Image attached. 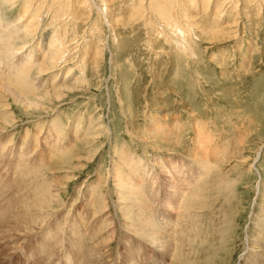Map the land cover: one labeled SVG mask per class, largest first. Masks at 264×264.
I'll use <instances>...</instances> for the list:
<instances>
[{
  "label": "rangeland",
  "instance_id": "obj_1",
  "mask_svg": "<svg viewBox=\"0 0 264 264\" xmlns=\"http://www.w3.org/2000/svg\"><path fill=\"white\" fill-rule=\"evenodd\" d=\"M173 1L174 18L187 27V53L154 0H13L7 6L0 0L4 20L21 21L22 27L32 21V33L17 35L27 52L22 61L43 60L52 36L60 39L64 53L54 71L47 72V66L40 75L33 71L30 94L20 91L30 100L37 97L41 108L28 110L0 92L1 264L33 260L29 250L12 254L19 238L5 228L16 226L11 220L26 207L43 208L48 216L41 229L26 235L32 248L40 240L49 243L46 237L60 228V219L61 228L72 234L73 217L83 212L84 225L96 231L88 248L111 246L106 264L122 263L116 246L136 218L123 213L140 194L127 182L121 188L116 177L121 183L131 174L147 180H141L140 190L146 200L136 209L148 210L142 214L151 212L155 220L159 192L152 188L151 174L158 175L159 210L173 217L163 203L170 191L163 168H180V163L188 177L194 171L204 175L198 184L193 181L197 201L184 206L196 239L179 244L175 252L182 249L181 258L170 262L168 250L157 264H264V0H185L187 11L180 7L183 0ZM23 5L29 6V16ZM204 26L217 35H208ZM12 150L14 156L7 157ZM53 195L58 201L49 207ZM34 213L41 215L33 210L23 223ZM106 218L114 219L116 228L106 227ZM246 242L256 254L248 252ZM154 259L143 256L137 263ZM58 260L53 264H68L64 256Z\"/></svg>",
  "mask_w": 264,
  "mask_h": 264
},
{
  "label": "bare ground",
  "instance_id": "obj_2",
  "mask_svg": "<svg viewBox=\"0 0 264 264\" xmlns=\"http://www.w3.org/2000/svg\"><path fill=\"white\" fill-rule=\"evenodd\" d=\"M11 1H13V0H3V1L1 0V2H2L1 6L4 3L10 4ZM92 1H94V3H95V0H92ZM173 2H174L173 0H154V6L157 7L158 10L156 8L155 9L162 16L163 22H168L170 27H173V28L176 29V31L174 33H176L177 37L180 36L183 39V40H180V38H179V39H177L178 42L177 41L176 42H177V44L179 43L182 46V48L184 49V53H187L188 52V46L186 45V42H188V40H187L188 38L186 36V31H185V29L187 27L186 26H184V27L179 26V23H177V20L174 18L175 15L173 14V12H174L173 11V6L176 7V5H173L174 4ZM184 2H185V0H183V2L181 3L182 6H180V7H183V10L185 9V11H187L186 8H184V7H187L188 5H186ZM7 4H4V5L7 6ZM15 5H16V3H15ZM9 6L11 7L12 4L9 5ZM28 7L29 6H24L23 9H22L23 10L22 13L25 14V16H29L30 15V14L28 15V13H27L28 10H29ZM3 9L4 8L1 7V11H0V92L4 93L5 97H8V96L9 97H13L12 99L14 100V102L16 104L23 105L28 110L30 108H32V107L39 109V108H41V106L38 104V102H35V99L37 97H35V99H33V100H30L29 98H26V96L28 94H24V93L21 94L20 91L28 92V89L31 90L30 88L32 86H31V84H29V81L33 79V77H32L33 74L32 73H33L34 70H35V72H37V75H40L42 71L44 72L43 69H44L45 66H47V69H46L47 72L54 71L55 67L58 64H60L61 58H63V56H64L63 50H61L59 48L60 45L62 47H63V45H62V43H60V39H58V38L56 39L55 36H52V38H50V41L47 44V46L44 47V49H43V51H45L43 53L44 54L43 60H38L35 63H34V61H26V62L22 61L23 55H25L27 52L23 51L24 50L23 41H22V44H21L20 43L21 41L18 39L19 36H17V35L21 36L22 32H23V34H24V32L30 33L31 32V27L29 25H30V23L32 21L29 22V25H25L23 27L21 25L18 26V24H22V22L20 21L21 18L19 19L20 23H17V21H15V22L7 21L6 20L7 18L5 19L7 21L5 23V20H4L5 17H3V15H2V11H4ZM99 9L101 11L103 10L100 7H99ZM153 10H154V8H153ZM35 15H37V14H35ZM4 16H5V14H4ZM25 16L23 15V18ZM192 19H194V18H192ZM190 23H192V22H190ZM188 26H190V25H188ZM203 31L206 32L208 35L212 36L213 38H214L215 35H217V32L215 31V28L210 27V26L203 28ZM19 38H22V37H19ZM11 40H13V42ZM22 40H24V39H22ZM191 41H189V42H191ZM24 44H25V42H24ZM189 44H191V43H189ZM4 45H5L6 48L4 47ZM181 46H179V47H181ZM191 48H193V47H191ZM183 49H182V51H183ZM30 54H32V53H30ZM68 74L69 75L66 76V80H68L70 78L71 72H68ZM36 78H38V77H36ZM24 82L25 83L28 82L27 85L24 86ZM7 83H11V84L17 85L19 87V90L17 89V87L15 85H10V84H7ZM62 86H63V84L60 87H62ZM49 93L50 92H48L46 94H49ZM50 94L53 95V93H50ZM58 96H59V94H58ZM40 98L44 99L43 96H40ZM1 107L5 108V110H7L6 108H8V105L4 104ZM43 108H45V106H43ZM2 119L6 120L5 118H2ZM2 130H4V129H2ZM0 131H1V129H0ZM5 153H7V155H8L7 157H10V156L12 157V156H14L13 154H15L13 150L5 152ZM258 157H259V155H258ZM0 158L1 159L3 158V152L2 151H1V154H0ZM257 160H258V158H257ZM177 164H179V163H177V162L170 163V165H177ZM162 166H163V164H162ZM179 166H180V168H174V167L173 168H167L168 170L166 168H163L165 173H166L165 177L169 178V180H170L169 181L170 183L167 186L168 190H170V191L165 196V198H163V203H164L166 209L171 211L169 213L175 214V215H173V217L167 216L163 212H161L162 208L159 210L160 203L157 201L159 199H158V197L156 195L157 194L159 195V193H161L160 190H159L160 189V187H159L160 177L158 175H156V174L155 175L151 174V176H152V181H151L152 182V188H154L155 191L158 190V192H159L156 195H154L155 197L152 196V197L155 198L154 202H156L155 204H156V207H158V211H159L157 216L154 215V216H156L157 220H156V218H155V220L152 219V216H150L151 212H149L148 215L145 214V216L142 214V213H145L146 211L148 212V210H143L142 209L141 211H138L136 209V207L139 205V203H143L146 200V197H145V200H144L143 194L140 191V190H142L145 187L144 185H142L143 184L142 181H144L146 179L145 178L143 179V177L140 176L142 178L141 179L142 181H141L139 179V177L137 179H135L134 176H132L133 174H131V175H129L131 177L130 180H128L129 178L128 179L126 178L127 180H125L124 182L121 183V181H119L118 177H116L118 185L121 188L124 186L125 182H127L131 189L137 187L136 189L138 190L139 194L141 195V196L140 195H135L133 201L131 202L132 203L131 204L132 207L127 208L126 206L128 204L125 203V207H126L125 209L126 210H125V213H123V216L125 218H128V217H126L128 214H129L128 216L136 215V218L133 217L135 219L131 218L129 220L128 224L125 223L126 226L124 225L125 226L124 230H126L125 231L126 234L122 235V236L120 235L121 238L120 239L118 238L119 242L117 244L118 246H116V247L118 249V247L121 246L120 250L119 249L117 250L118 251V257H117L118 258V262H119L120 259H122L121 260L122 263L119 262V264H138L137 262H140L141 261V257H143V256L146 259H149V261H150V259H154L155 258L153 260L152 264H155V263L157 264L158 261L165 259L163 257V255L166 254V252H168V250H169V254H167V255L169 256L170 262H172V260H173L172 257L173 256H176V258H181L183 256V254L181 252L182 249H181L180 252L179 251L175 252V250H178V246H179V244L181 242L184 243L185 240L189 241V239L190 240L196 239V237L193 238V236L196 235L194 233L195 228H191V226H190L191 222H188L189 221L188 215H190V213H189L190 211L187 212L186 211V207H184V206L185 205L186 206L189 205V207H192V205L195 204V202L197 201L199 193H197V189L194 187V182L193 181H196V183L198 184L199 181L201 180V178L204 175L202 176V173H198L197 171H194V174L188 177L187 174L182 172V169H181L184 166H186V164L180 163ZM170 167H172V166H170ZM1 169L2 168H0V170ZM16 169L18 170V169H20V167L16 168ZM13 176L15 177V175H13ZM147 176L149 177V175L145 174V177H147ZM138 179H139L140 182L136 181ZM148 181H149V179H148ZM135 182L137 184H135ZM139 186H140V188H139ZM3 188L6 190L7 187H5V186L2 187V192H6V191H4ZM151 190L153 191V189H151ZM151 195H153V194L151 193ZM130 197H131V195H130ZM38 199L43 202L42 196H38ZM54 199L57 200L58 199V195L51 196V198H50V200L48 202L49 207H51V204H52ZM57 201H55V202H57ZM61 201H59V202L61 203ZM121 201H123V204H124V202H126L125 198H121L120 202ZM146 204H148V203H146ZM106 208H107V206L105 207V210H106ZM154 208H155V206L153 207V209ZM4 210L5 209L3 208L2 211H4ZM33 210H39L41 212V215L36 214V213L31 214L29 216V218H28V221L26 223H23V219L25 217V214H30ZM17 211H18V214L15 215L13 217V219L11 220L13 223L16 224V226L13 227V226L8 224L5 227L8 230L7 232L11 235V237H12V235H15V236L17 235V237L19 238L17 241H15V242L13 241V243H14L13 245L15 247H14V251H13L12 254H14V256H16L17 254L19 255V253H21V252H23V254H24V253L28 252V250H29V251L33 252L32 256L30 257V259L33 258L32 262L34 261V258H36V259L38 258V260H37L38 263L37 264H53L54 262H59L58 259H62L63 256H64V259L67 260L68 264H106L107 257H109L108 256L109 253H110V255L113 254L111 252V248H110L111 246L110 247L107 246L104 249H102V248L99 249L97 247H94V248L93 247L92 248L89 247L88 248L87 242H88V240H89L88 243H90L92 241V239L90 241V238L94 237V235H95L94 232H96L94 230H95L96 226L94 227V230H93L94 234L90 233V230H89L90 227L88 228L87 226L84 225V221H83L84 218H82V215H84L83 212H82V214H76L73 217L74 223L69 228V229H71L72 234L69 232V230H67V229L65 230L64 227L61 228L62 219H60L59 220V224H60L59 227L60 228H58V230L52 236L46 237L49 240V243L41 245L40 244L41 240H40L39 241V245L34 246L32 248V246H33L32 242H34V241H32L31 243H28L29 240L26 237V235L27 234H32L37 229H41L44 226L43 224H44L45 221H44L43 218L46 216L45 210L43 208L42 209H37V208L26 207L23 210H17ZM126 211L128 213H126ZM132 213H135V214H132ZM190 216H192V215H190ZM46 217H48V216H46ZM176 218H177V220H176ZM65 220L68 222L67 219H65ZM124 220L126 221V219H124ZM190 220H191V217H190ZM67 222L64 223V224L68 225ZM94 222H95V220L92 221V223H94ZM96 222H97V220H96ZM113 222H114V219L106 218V219L103 220V223L106 225V227H109L110 229L112 227H113L112 229L116 228L115 226H113ZM187 222H188V225H186ZM47 223H49V222H47ZM47 223H45V224H47ZM37 224H40V226H38L39 228L36 226ZM41 225H43V226L41 227ZM1 226H4V223L1 224ZM19 226L24 227V231H22L21 230L22 228L19 227ZM46 226H48V225H46ZM89 226H93V225L91 224ZM25 229H26V231H25ZM91 229H92V227H91ZM31 230H33V232H29ZM98 232H97V234H98ZM62 233L63 234H65V233L68 234L69 237H66V236L64 237V235ZM114 233H116V232H114ZM100 234H101V232H100ZM193 234H195V235H193ZM199 234L202 235L203 234L202 231L199 232ZM201 235H199V236H201ZM15 236H13L12 239H15ZM9 237H6V239H5L7 244L11 243V242H9L10 239H11ZM17 237H16V239H17ZM107 237H109V236H107ZM100 238L101 237H99L96 240H94L95 238L93 239L94 240L93 243L95 244V246H96L95 242H97V240L99 241ZM112 238L114 239L113 235H112L111 240H110L111 242H112ZM125 238H127V239H125ZM64 239H66V242H68V243H65V245H64V241H63ZM170 239H171V242H170ZM175 239L178 242H176ZM110 241H108V242H110ZM195 242H197V241L195 240ZM183 243H182V245L185 246V243L184 244ZM66 244H67V246H66ZM246 244H247L248 252L256 254V251L250 247L249 242H246ZM92 245L93 244H91V246ZM40 247H42V249ZM141 253H143V256H140ZM181 254H182V256H181ZM246 254H247V252L245 253V255ZM158 255H161V256L158 258L157 257ZM24 257H25L24 259H26L27 256L24 255ZM56 257H58V259H56ZM8 259H11V258H8ZM30 259H29V261H30ZM7 260H6V262H7ZM34 262H36V261H34ZM115 262H117L116 259H115ZM115 262H114V264H115ZM28 263H30V262H28ZM57 264H59V263H57Z\"/></svg>",
  "mask_w": 264,
  "mask_h": 264
}]
</instances>
